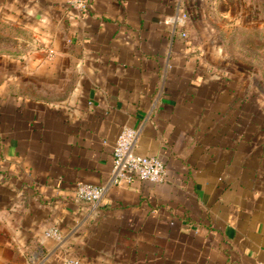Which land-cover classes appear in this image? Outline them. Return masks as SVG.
Listing matches in <instances>:
<instances>
[{"label": "crops", "instance_id": "crops-1", "mask_svg": "<svg viewBox=\"0 0 264 264\" xmlns=\"http://www.w3.org/2000/svg\"><path fill=\"white\" fill-rule=\"evenodd\" d=\"M48 7L0 69V237L25 264H264V149L236 136L233 82L166 23L182 0ZM183 5V4H182ZM187 30L188 25H187ZM124 127L167 181L111 187ZM57 226L60 245L43 236ZM1 247V246H0Z\"/></svg>", "mask_w": 264, "mask_h": 264}, {"label": "rangeland", "instance_id": "rangeland-1", "mask_svg": "<svg viewBox=\"0 0 264 264\" xmlns=\"http://www.w3.org/2000/svg\"><path fill=\"white\" fill-rule=\"evenodd\" d=\"M188 13L190 52L203 66L233 82L235 133L250 138L249 149H264V0H182ZM70 6L69 0H0V20L15 29L0 30L1 51H16L19 38L42 36L48 7ZM248 30H252L247 32ZM10 39V41L8 40ZM7 245L0 237V248ZM25 256L0 253V264H25Z\"/></svg>", "mask_w": 264, "mask_h": 264}, {"label": "built area", "instance_id": "built-area-1", "mask_svg": "<svg viewBox=\"0 0 264 264\" xmlns=\"http://www.w3.org/2000/svg\"><path fill=\"white\" fill-rule=\"evenodd\" d=\"M70 6L83 12L89 6L88 0H69ZM166 23L178 29L183 38L187 37L188 13L180 3L176 12L165 19ZM140 131L132 127H124L119 134L113 150V166L107 181L102 185L79 182L75 196L78 201L88 203L92 209L99 207L103 198L111 187L130 184L134 179L150 183H165L167 181V168L165 162L158 156H141L135 152ZM43 236L62 244L64 234L57 226L44 230ZM60 264H83L81 260L62 256Z\"/></svg>", "mask_w": 264, "mask_h": 264}, {"label": "trees", "instance_id": "trees-1", "mask_svg": "<svg viewBox=\"0 0 264 264\" xmlns=\"http://www.w3.org/2000/svg\"><path fill=\"white\" fill-rule=\"evenodd\" d=\"M10 29H15V27H13L12 25H10L9 23H7V22H5L4 20H0V30H2V31H5L6 32V30H10ZM16 30V29H15ZM249 31H252V30H248L247 32H249ZM250 33V32H249ZM9 41H10V39H8ZM10 51H1V53H3V54H6V53H9ZM3 54H1V55H3Z\"/></svg>", "mask_w": 264, "mask_h": 264}]
</instances>
